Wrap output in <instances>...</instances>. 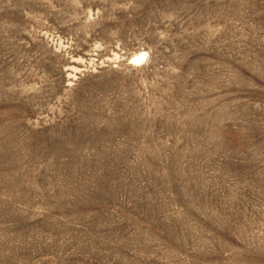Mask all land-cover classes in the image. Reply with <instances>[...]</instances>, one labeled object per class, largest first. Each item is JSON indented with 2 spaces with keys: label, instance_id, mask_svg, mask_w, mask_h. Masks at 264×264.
Segmentation results:
<instances>
[{
  "label": "rangeland",
  "instance_id": "obj_1",
  "mask_svg": "<svg viewBox=\"0 0 264 264\" xmlns=\"http://www.w3.org/2000/svg\"><path fill=\"white\" fill-rule=\"evenodd\" d=\"M0 264H264V0H0Z\"/></svg>",
  "mask_w": 264,
  "mask_h": 264
},
{
  "label": "bare ground",
  "instance_id": "obj_2",
  "mask_svg": "<svg viewBox=\"0 0 264 264\" xmlns=\"http://www.w3.org/2000/svg\"><path fill=\"white\" fill-rule=\"evenodd\" d=\"M144 57H145V53H144V51H143V52L140 51V52H137V53L133 54L132 57H131V60H132L133 62H135V63H138L137 61L142 60ZM143 60H144V59H143ZM143 60H142V61H143Z\"/></svg>",
  "mask_w": 264,
  "mask_h": 264
}]
</instances>
